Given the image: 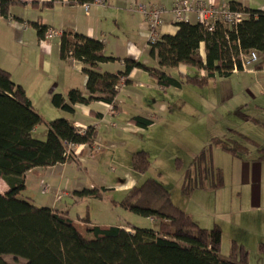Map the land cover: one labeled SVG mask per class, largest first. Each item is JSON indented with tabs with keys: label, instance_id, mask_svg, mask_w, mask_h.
Here are the masks:
<instances>
[{
	"label": "trees",
	"instance_id": "obj_1",
	"mask_svg": "<svg viewBox=\"0 0 264 264\" xmlns=\"http://www.w3.org/2000/svg\"><path fill=\"white\" fill-rule=\"evenodd\" d=\"M55 1L44 2L52 6ZM70 3H86L93 0H68ZM21 0H0V16L12 15L11 7ZM24 4V3H23ZM33 4H36L34 2ZM172 6V5H171ZM229 7L249 13L238 23L230 24L217 19L212 29L200 21H176V31L163 35L150 45L149 53L158 57V65L147 66L137 59L114 57L106 54L102 41L71 29H65L59 37L60 55L84 64L85 87L76 95L55 93L52 104L67 112L74 111L77 103L90 104L94 100L113 103L118 88L134 68H142L149 77L163 88L183 83L206 84L216 77H229L234 67L242 69L241 54L254 51L258 60L256 68L264 67V11L243 7L231 0ZM23 21L21 17L14 16ZM26 24L44 38L49 26L40 17ZM203 45L204 55L200 52ZM122 61L123 70L118 73L101 71L108 61ZM180 65L205 72L204 75H180L176 77L168 69ZM103 117L104 114L96 113ZM111 114L109 116H113ZM129 121L139 127H147L152 120L132 116ZM111 124H114L112 120ZM45 124L49 132L44 139L36 138L33 129ZM239 139L210 137L188 164L183 174L181 192L188 195L194 190L216 189L224 184L223 171L213 163L212 151L218 148L232 156L250 151V145L258 152V140L236 131ZM98 136V128L89 125L84 132L68 118L47 120L31 103L22 85L16 83L9 71L0 65V179L8 189L0 192V264H7L2 255L23 257L26 264H249L247 249L232 242L226 253L222 252V231L218 225L212 228L199 226L191 216L173 202L171 192L160 179L147 177L128 189L117 203L138 215L158 220V227L140 228L85 222L84 233H78L68 209L37 206L19 195L26 188V173L68 161L70 145H92ZM69 152V153H68ZM259 158H264V154ZM131 167L145 173L151 159L144 150L133 152ZM183 162L176 158L175 168ZM103 186L74 190L73 196L82 199H102Z\"/></svg>",
	"mask_w": 264,
	"mask_h": 264
},
{
	"label": "crops",
	"instance_id": "obj_2",
	"mask_svg": "<svg viewBox=\"0 0 264 264\" xmlns=\"http://www.w3.org/2000/svg\"><path fill=\"white\" fill-rule=\"evenodd\" d=\"M21 1L24 4L13 5L16 9H11V16L8 18L0 16V31H2V34L0 33L1 67L9 71L12 79L16 83L24 87L32 105L47 120H51L52 117H65L75 125L82 127L95 125L98 128V136L92 145H71L69 154H72V156L68 161L49 167L38 168L36 171H28L25 182L29 175L33 176L36 180L45 175L46 178H49L56 174V169L64 171L70 163L77 165L84 164L87 161H92L98 153L111 150L110 161H112L115 167L113 168V173L119 170L116 163L117 155L120 154V157L123 159L119 170L121 172L116 177L119 181L114 185L101 182V184L103 183L101 186L116 191H127L132 186L139 184L140 181H143L147 177L148 173L147 171L145 173L135 171L131 167L130 155L139 150H144L149 154V146H162L168 136L175 138V123H171L170 125L165 124L166 121H175L171 116L174 110L173 106L168 101L170 93L166 92V88L161 87L153 81L146 70L134 68L125 76L118 88V93L113 102L114 108L116 109L115 115L113 116L104 115L103 118L97 116V112L104 114L109 108V104L102 100H94L90 104L77 103L74 105L73 112H67L55 107L51 102V97L55 93H61L64 96L68 94L76 95L79 90L88 93L85 90L86 75L83 72L84 64L78 60L70 58L64 59L61 57L59 37L63 30L71 29L102 41L105 52L108 55L121 59L127 56H133L137 57V59H143L144 62L142 61V63L147 66L158 65V57L149 53L150 45L147 40V22L141 13L134 10V7L139 1L148 5H164L166 7L167 11L162 15L163 23L160 26L161 38L163 35L173 34L176 31L177 26L170 11L171 5L176 0H104L103 4L90 2L92 4L89 5L88 9H85L83 3H70L68 0L55 1L52 6H45L44 4V2L50 0ZM206 1L216 7L222 8L225 5L229 6L231 0ZM234 1L241 3L243 7L264 10V0ZM34 2L36 4H33ZM129 2H132V5ZM120 5H127L129 8L125 9L120 7ZM30 6H34L37 9H30L32 11H30V14H27L25 9ZM17 7H21L22 9ZM41 10H44V12ZM14 16L21 17L24 20H17ZM37 17H40L43 24H47L49 28L58 32L50 41L39 38L37 31L26 24L28 20H35ZM186 19L190 22L197 21L195 13H188ZM131 33H134L136 38H138L135 44L131 43V39L126 36V34ZM123 36L124 39H121ZM203 49V45H201L200 52L204 55ZM113 61L105 63L106 70L104 71L118 73L123 70L124 65L122 61H119L122 67H109V64ZM168 70L176 77H181L180 75L186 74H205L202 70L184 65ZM232 75L237 76L236 81L240 80L243 82L242 88L239 89L236 86V88L226 90L230 84L229 82L232 81ZM232 75L229 78H214H221L220 90L219 93L215 94L217 100L215 102L212 101L209 106L204 108L202 118L205 116L214 122L226 118L229 120L233 117L235 119L231 120V124L228 123L221 128L218 137L225 136L239 139L236 131H241L259 142H264V138L258 136L261 130H264V107L261 106L264 105V67L256 68L253 63L246 69L233 71ZM217 84L219 83L215 81L214 86H217ZM184 86H187L189 90L188 94L184 93ZM171 90H175L180 96L182 93V95H186L189 98H191L192 93L197 94L198 92L201 94V91H198V87L191 82L174 86ZM162 92L166 93L167 96L162 94ZM95 102L101 106L99 111H96L92 107V104ZM142 104L146 106L143 107ZM43 106L53 116H47L41 109ZM136 115L151 119V124L147 127H139L130 122L129 118ZM112 120L114 124H111ZM161 124L162 127H160ZM40 128V126H36L33 129V135L37 131L39 135H43L46 138L49 132L48 127L45 125V127H42L43 129ZM188 129L186 127V131L191 132V129ZM166 130L169 133L168 135H166ZM170 130L173 132H170ZM178 136L180 138L182 137L180 133ZM131 140L133 141V146H129V141ZM185 145L189 149V157L198 153L196 143L192 144L186 141ZM118 148L120 151L117 150ZM250 148L255 149L252 145H250ZM215 150L220 149L216 148ZM252 150L250 149V151ZM217 152L212 151V154ZM222 152L217 154H219L221 159L227 158L229 160L227 155H223L226 153L224 151ZM262 154L264 153L258 155L257 159L260 160L254 158L249 160L243 157L232 156L231 170L227 178L224 179L223 186L216 189H198L196 193L197 198L193 202H189L184 197L185 201L181 207L195 221L191 212H194L198 217L202 215L205 218L207 213H209L208 211L203 212V208L206 206L211 213H214L213 226L216 224L221 228L222 245L226 249L229 248L232 242L243 245L248 251L249 264H264V192L261 196L256 195V177L253 165L256 162L264 161V158H259ZM101 155L103 154L101 153ZM245 164V171L248 173V178L249 180H253L254 196L252 195L251 188L250 195L241 186V171L238 168L243 169ZM159 169L157 168L156 171L157 174H161L159 176L161 178L163 177V170L160 169L161 171H159ZM177 172H180V170L177 169ZM47 174L49 175L47 176ZM228 179L230 180L229 183ZM3 183V189H0L2 193L8 189L5 181ZM225 184H227V187ZM69 185L70 181L66 183V187H69ZM86 185L77 183L73 186L72 191L90 188ZM49 186H46L47 190L54 194L49 207L57 208V204L63 198L62 194L61 197L58 195L61 193V188L58 187V183L54 186L50 182ZM94 186L96 185H92L91 187ZM63 193L67 194L69 192L67 190ZM57 209L63 210V208ZM220 210L225 211L224 214H220ZM205 219L206 221L210 220L209 218ZM208 223L206 222L205 226H208ZM121 226L126 229L130 228L129 225Z\"/></svg>",
	"mask_w": 264,
	"mask_h": 264
},
{
	"label": "rangeland",
	"instance_id": "obj_3",
	"mask_svg": "<svg viewBox=\"0 0 264 264\" xmlns=\"http://www.w3.org/2000/svg\"><path fill=\"white\" fill-rule=\"evenodd\" d=\"M132 5V2H129ZM142 3L139 1L136 4ZM122 4V3H120ZM146 4V3H143ZM115 6V5H114ZM130 6V5H129ZM24 7V6H23ZM122 8H129L127 5H120ZM19 9H22L21 7H17ZM11 9H16L15 6H13ZM25 9V8H24ZM30 9H37L34 6H30L25 9L27 14H30ZM44 12V10H41ZM33 14V13H32ZM45 14V13H44ZM42 16H44L41 13ZM25 16V15H24ZM37 16V15H36ZM2 34V31H0ZM128 38H130V42L135 44L138 38L134 35V33L126 34ZM121 39H124V36L121 37ZM148 53H146L147 55ZM129 58L137 59V57L133 56H127ZM148 57L150 55L148 54ZM144 58V57H143ZM143 61V59H137ZM144 62V61H143ZM106 63V62H105ZM103 63V67L101 68V71L106 70V64ZM119 60H115L109 64V67L112 68H119L120 66ZM233 76V75H232ZM236 75L232 77V81L229 82L226 90H231L232 88L243 87L242 81H236ZM229 78V77H227ZM234 80V81H233ZM215 81H217V86H214ZM221 78L218 79H211L206 84L201 85L199 83H194L196 87H198V91H201V94L197 92V94H191V98L187 97L186 95L177 94L175 90H171L174 86H169L166 89L167 93H170V97L168 98V101H170V104L173 106V112L171 116L175 119V121H166L165 124L170 125L171 123H175V138L169 137L164 140V143L162 146L154 147L149 146V158L151 159V166L147 170V177H156L157 176V168H160L163 173V177L160 179L164 182V184L167 186L169 191L171 192V197L174 203L179 205L180 207L183 206L185 198L186 197L189 202H193L195 198H197L196 193L197 190L192 191L188 195H183L181 192V184L183 180V174L185 172L186 167L188 164L193 160L194 156L189 157V149L185 145L186 141L191 142L192 144H197L198 146V152L203 148L206 147L210 142V137L218 136L220 134V130L223 126L227 125L228 123L231 124V120L235 119L231 117L229 120H217V121H210L205 116L202 118V115H204V108L209 106V104L212 101H216L215 94L219 93L220 86L222 83ZM230 81V80H229ZM28 82V81H26ZM186 83H183V85ZM24 88V87H23ZM196 89V88H194ZM184 93L188 94V88L187 86L183 87ZM237 91V89H235ZM252 91V88H251ZM162 94H165L162 92ZM203 94V95H202ZM167 96V95H166ZM261 102V101H260ZM260 104V103H257ZM143 107H145V104H142ZM264 107V105H261ZM92 107L99 111L101 109V106L97 102L92 104ZM47 116L51 117L53 116L52 113H49L45 106L41 108ZM198 114V116H197ZM58 117V116H57ZM56 118V117H52ZM51 119V120H52ZM198 119V120H197ZM43 129L42 127H45V124L38 125ZM162 127V124L161 126ZM186 127L188 130L191 129V132L186 131ZM170 132H173L170 130ZM179 133L181 134V138L178 136ZM169 133L166 130V135ZM194 134V135H193ZM34 136L36 138L42 139L45 136L39 135L38 132H34ZM258 136H262L264 138V130H261ZM132 140L129 141V146L132 145ZM264 143V142H261ZM264 147V144H260L259 148ZM191 149V147H190ZM218 151L217 153H223L222 150H215ZM252 151L245 155H240L238 157H243L244 159L251 160L252 158L257 159L258 155L261 153H258L255 147L250 148ZM120 151V149H117ZM101 153L103 155H101ZM213 153V163L215 166L220 167L223 171V177L224 179L227 178L228 174L231 170V154H223L224 156L227 155V158L221 159L219 154ZM110 154L111 150H105L95 155V157L92 159V161H87V163L77 165L75 163H70L69 166L62 171L61 169H56V174L54 176H50L49 178H46L45 176L39 177L37 180L29 175L26 181L27 187L25 190L19 195L20 198L29 199L37 206H50L52 203V197L53 193L49 192L47 190L46 186H49L50 182L56 186V183H58V187L61 188V193L58 195L61 197V194L63 196L62 201L57 204V208H68L69 216L74 221V229L78 233H84L85 231V222L87 220H90L93 224H99V225H129V226H135L140 228H156L158 227V220H154V218L150 217H144L141 215H138L128 209H125L117 202L120 201L127 193V191H116L113 189H105L103 190V198L102 199H96V198H90V199H82L79 200L76 196L72 195V188L77 183L81 184H87L86 186L91 187L92 185L101 186L104 184H110L114 185L118 183L119 179L116 178L119 176L120 165L123 162V159L120 157V154L116 157V163L119 167L118 172L113 173L114 164L112 161H110ZM131 156V155H130ZM182 159L183 166L180 168V172H177V168H175V162L176 158ZM260 160V159H257ZM247 164V161H246ZM246 164L244 165L243 169L238 168L241 171V186L244 189V191H248V193L251 195L250 188L252 189V195L254 196L253 192V180H249L248 173L245 171ZM254 165V174H255V182H256V195L261 196L264 192V161L262 162H256ZM102 169V170H101ZM159 169V171H161ZM106 170V172H104ZM49 174H47L48 176ZM237 175V174H235ZM146 177V178H147ZM158 177V176H157ZM129 178V177H128ZM236 180V179H235ZM70 181L69 187H66V183ZM228 179V183H229ZM101 182H103L101 184ZM142 182V181H140ZM227 187V184H225ZM4 183L3 180L0 179V189H3ZM50 187V186H49ZM66 188V189H64ZM222 189V188H221ZM68 190L67 194H64L63 192H66ZM219 210V209H218ZM209 212L205 216V218H209V221H206L205 218L198 217V215H195L194 212H191L193 214V218L195 219V222L201 227L206 228H212L214 224L213 215L214 213H211L209 209L204 206L203 212ZM225 211H219L220 214H224ZM81 218V219H80ZM200 222V223H199ZM206 222L208 223V226H205ZM213 222V224H212ZM216 225V224H215ZM228 249H226L222 245V252L226 253ZM2 258L7 264H26L27 260L23 257L12 255V254H4L2 255Z\"/></svg>",
	"mask_w": 264,
	"mask_h": 264
},
{
	"label": "built area",
	"instance_id": "obj_4",
	"mask_svg": "<svg viewBox=\"0 0 264 264\" xmlns=\"http://www.w3.org/2000/svg\"><path fill=\"white\" fill-rule=\"evenodd\" d=\"M92 3L103 4L104 0H93ZM92 3L86 2L83 3V6L85 9H88L89 5ZM134 10L141 13L147 22L148 42H154L158 40L160 38V26L163 23L162 15L167 11L166 7L164 5H148L139 3L135 5ZM170 11L175 22L182 20L188 21L186 19V15L188 13H195L197 20L207 24L209 29H212L217 19L234 24L240 22L249 15V13L244 11L233 10L228 5H225L222 8L216 7L206 0H176L172 4ZM57 34V31L49 28L47 29L45 36L47 39H52ZM240 57L242 69L248 68L258 60V56L254 51H250L247 54H241ZM237 70L238 69L235 66L234 71ZM115 112L116 109L114 108V103H110L109 108L104 113V115H111ZM78 129L80 132H84L86 127L78 126Z\"/></svg>",
	"mask_w": 264,
	"mask_h": 264
},
{
	"label": "bare ground",
	"instance_id": "obj_5",
	"mask_svg": "<svg viewBox=\"0 0 264 264\" xmlns=\"http://www.w3.org/2000/svg\"><path fill=\"white\" fill-rule=\"evenodd\" d=\"M45 34H46V33H45ZM53 38H54V37H53ZM53 38H52V39H53ZM44 39H45V40H48V41H50V40H51V39H47V38H46V36L44 37Z\"/></svg>",
	"mask_w": 264,
	"mask_h": 264
}]
</instances>
